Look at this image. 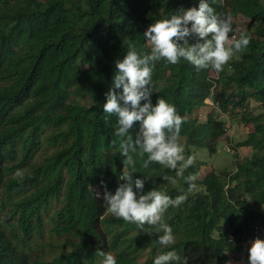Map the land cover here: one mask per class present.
Returning <instances> with one entry per match:
<instances>
[{"label":"trees","instance_id":"trees-1","mask_svg":"<svg viewBox=\"0 0 264 264\" xmlns=\"http://www.w3.org/2000/svg\"><path fill=\"white\" fill-rule=\"evenodd\" d=\"M199 2L0 0V264H102L97 250L112 254L116 264H153L167 251L180 264L185 258L187 264H230L229 253L241 251L256 227L264 234V0H207L222 18L231 16L230 37H250L223 71L162 59L151 80L153 104L165 99L185 118L178 142L186 157L203 146L215 151L231 119L252 125L239 143L252 147L251 154L237 158L234 170L202 176L204 162L195 157L185 176H198V191L164 215L173 245L157 243L163 233L156 226L141 228L106 212L104 192L126 183L124 171L133 180L148 178L145 192L173 199L187 192L184 180H163L174 171L157 163L142 167L146 155L132 153L135 167L123 163L117 117L105 114L103 104L115 62L129 46L150 52L146 29ZM240 16L247 19L242 30ZM209 98L227 119L201 120L197 109ZM138 131L136 122L133 139Z\"/></svg>","mask_w":264,"mask_h":264},{"label":"clouds","instance_id":"clouds-1","mask_svg":"<svg viewBox=\"0 0 264 264\" xmlns=\"http://www.w3.org/2000/svg\"><path fill=\"white\" fill-rule=\"evenodd\" d=\"M230 33H233L231 16L222 18L207 0H200L198 8H181L170 18L157 20L146 29L144 37L150 52L138 54L130 45L124 58L115 62L113 84L106 93L103 112L117 117L114 134L119 138L120 154L126 158L123 163L135 167L132 153L141 158L146 155L142 167L148 168L152 163L163 165L175 172L174 176H163V180L176 185L182 179L188 188L185 194L175 199L156 189L145 192L148 178L133 180L132 173L124 171L120 180L126 183L120 184L114 194L107 190L104 192L106 212L141 228L144 225L156 226L157 232L163 233L157 240L163 247L175 244L173 229L165 222L164 215L170 207H180L189 194L198 191L195 183L198 176H185L186 170L195 164V157H186L184 146L178 142L185 118L177 114L175 106L165 99L159 98L155 104L152 102L153 68L162 59L173 65L183 59L197 69L210 67L219 73L236 53L250 43L247 35L241 33L238 37H230ZM193 36L198 40L190 44L189 39ZM209 99L214 105L213 99ZM136 122H139V131L133 139L130 129ZM111 143L115 146L117 142ZM232 149L230 152H235ZM15 176L23 179V172L17 170ZM244 246L249 247V264H264V236L252 241L251 246L246 241ZM96 254L103 257L102 264H116L112 254L100 250ZM180 261L175 251H167L156 256L153 264H180ZM183 264H187L186 258Z\"/></svg>","mask_w":264,"mask_h":264},{"label":"rangeland","instance_id":"rangeland-1","mask_svg":"<svg viewBox=\"0 0 264 264\" xmlns=\"http://www.w3.org/2000/svg\"><path fill=\"white\" fill-rule=\"evenodd\" d=\"M237 20L241 25L240 29H244L247 19L240 16ZM197 113L200 114L201 120L203 121H206L210 114H219L221 118L227 119L223 113L214 107L211 99H208L205 105L199 107ZM228 126L226 134L218 142L215 151H210L207 146L195 150V157L204 162L200 173L201 176L211 170H234L236 168L237 158H244L251 154L248 147L242 148L243 146H240L239 143L247 138L248 133L252 130V125H245L239 120L231 119L228 120ZM227 146L234 148L235 152L227 151Z\"/></svg>","mask_w":264,"mask_h":264},{"label":"crops","instance_id":"crops-1","mask_svg":"<svg viewBox=\"0 0 264 264\" xmlns=\"http://www.w3.org/2000/svg\"><path fill=\"white\" fill-rule=\"evenodd\" d=\"M244 147H248L249 151L251 153L252 148L249 146H243ZM249 153V154H250ZM248 248L247 246L243 247V249L239 252H231L229 253L230 256V264H249V260H248Z\"/></svg>","mask_w":264,"mask_h":264},{"label":"built area","instance_id":"built-area-1","mask_svg":"<svg viewBox=\"0 0 264 264\" xmlns=\"http://www.w3.org/2000/svg\"><path fill=\"white\" fill-rule=\"evenodd\" d=\"M226 149H227L228 151H233V149H232L231 147H229V146H227ZM255 233H256V234H255L251 239L248 240V244H249L250 246H251V242L254 241L256 238H260V239H262V237L264 236V234L262 235L261 233L258 232V227H256V232H255ZM261 236H262V237H261Z\"/></svg>","mask_w":264,"mask_h":264}]
</instances>
